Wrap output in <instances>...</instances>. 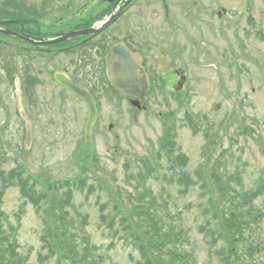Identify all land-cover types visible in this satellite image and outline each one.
Masks as SVG:
<instances>
[{"label": "rangeland", "instance_id": "374dc122", "mask_svg": "<svg viewBox=\"0 0 264 264\" xmlns=\"http://www.w3.org/2000/svg\"><path fill=\"white\" fill-rule=\"evenodd\" d=\"M42 1L29 0L27 6L39 8ZM84 1L51 0L52 6L43 21L52 24L64 17L63 10L56 12L57 7L72 2L78 8ZM167 1L176 11L182 12L181 19L185 23L181 28H188L192 39L193 50L188 49L186 53V56L190 54L193 65L194 82L190 97L179 100L166 90L167 94L150 103L146 114L134 116L126 114L124 103L119 106L116 100H102L97 106L96 124L88 137L85 133L89 114L87 104L73 93L66 92L60 98L52 96L62 91L46 79L50 71L43 70L45 75L41 78V85L35 88L36 105L31 107L21 89L17 88L21 85L25 59L14 57L13 64L18 72L15 85L10 83L0 60V151L4 154V158H0V174H8L19 166L25 176L33 180L39 177H49L53 181L90 177L89 183L94 186L96 194L87 199V194L75 193L70 214L74 222L79 216L86 217V234L100 250L104 264H139L142 260L139 251L127 242L112 240L107 230L100 227L99 203L108 201L106 195L113 199L121 195L126 207L127 194L137 195L127 183L126 166L131 163L135 167L143 160L147 161L152 151L160 149V142L166 138L161 114L175 111L179 125L175 154L161 152L160 159L154 163L159 171L157 177L169 173L175 155L181 153L188 164L178 169L195 177L201 172L214 203L221 207L223 194L213 174L214 162L222 157L225 165L221 169L226 174L236 176L240 172L239 193L250 191L254 181L264 174V0ZM194 1H199L204 8V11L196 10L200 17L192 16L195 14ZM140 11L144 14L145 28L160 29V34L170 28L163 23L158 0H144ZM211 11L221 14L220 18L215 15L214 19L208 20L213 23V31L217 32L218 40L215 41L214 37L213 43L206 34L208 26L204 17ZM65 19L72 20L70 17ZM10 20L6 27L16 28L17 25ZM182 48L184 43L177 46V51ZM154 60H158L157 50ZM61 63L65 65L67 61L63 59L58 65L62 66ZM159 64L157 62L155 66L161 70ZM201 66L206 67L201 69ZM187 114L189 118H195L200 128L196 133L186 121ZM207 136L214 138L208 161L203 156L209 143ZM87 155L90 156V171L84 174ZM94 157L100 165L98 171L92 167ZM159 163L162 167L157 166ZM205 182L192 187L185 197H180L177 186L166 187L163 181L156 180L148 183L154 197L165 190L164 197L168 202L165 213L173 216L176 220L173 224L183 229L186 236L184 248L194 241L187 249L196 252L198 264L208 259L210 250L201 232L204 218L199 211L203 193L200 186ZM2 204V212L10 226L17 229L18 251L29 255V264H40V256L47 253L41 240L44 224L40 214L32 204H25L18 187L5 191ZM254 206L264 217V196L255 199ZM262 227L264 230V224ZM45 264L59 263L55 258Z\"/></svg>", "mask_w": 264, "mask_h": 264}, {"label": "flooded vegetation", "instance_id": "af4514ba", "mask_svg": "<svg viewBox=\"0 0 264 264\" xmlns=\"http://www.w3.org/2000/svg\"><path fill=\"white\" fill-rule=\"evenodd\" d=\"M50 1L43 0L39 8L29 6L25 23L19 22L17 18L10 20L13 25H17L10 30L28 40L25 42L11 38V48L13 60L18 48L23 49L25 61L22 74H25V78L21 85L24 86V98L29 106L36 105L38 96L35 88L41 85V78L45 75L43 70L50 71L46 79L62 91L52 94L55 98H60L66 92L72 93L61 83L67 81L88 93L96 107L100 106L102 100H116L119 106L124 103L126 114L132 116L146 114L150 103L157 102L159 96L167 94L166 90L171 97L179 100L190 97L194 82L193 65L190 54L186 56V53L188 49L191 52L193 50L192 39L188 28H181L185 23L181 19L182 12L176 11L167 0H158L163 23L170 26L163 34L159 33L160 29L145 28L144 14L140 11L144 0H85L78 8L68 2V6L63 4L57 7L56 12L63 10L62 15L72 20L60 17L48 25L43 20L52 6ZM192 5L195 9L192 16L200 17L201 14L196 13V10L204 11L203 6L199 1L192 2ZM215 15L221 17L220 13L214 11L204 15L208 26L205 30L211 37V43L217 32L212 29V21L210 24L208 20L214 19ZM32 17L38 18L36 23ZM70 34L73 37L68 40L49 43ZM181 43H184V48L177 51ZM118 46L124 49L126 58L111 60L110 64V52ZM156 50L158 60H154ZM63 59L67 64L61 63L62 66H59L58 62ZM157 62L161 70L155 66ZM12 69L17 80L18 72L14 64ZM114 83H123L124 93L118 91ZM165 115L161 114L160 117ZM263 220V213L256 209L253 201L243 219L233 222L231 237L217 235L211 245L204 240L210 250L203 264H264ZM191 242L194 244V241ZM184 243L174 249L176 258L173 264H198L196 252L184 248Z\"/></svg>", "mask_w": 264, "mask_h": 264}, {"label": "trees", "instance_id": "16d2710c", "mask_svg": "<svg viewBox=\"0 0 264 264\" xmlns=\"http://www.w3.org/2000/svg\"><path fill=\"white\" fill-rule=\"evenodd\" d=\"M28 2L29 0H0V20L2 18L8 20L14 16L24 18L25 13L28 12ZM11 43L10 38L0 35L2 69L5 70L13 85L15 77L12 69ZM175 115L176 113L167 115L164 119V137L166 138L160 142V149L152 151L147 161L143 160L135 167L131 163L126 166L127 183L137 194L136 196L127 194L125 197V204L127 206L129 204L130 207H124V199L121 195L114 199L106 195L108 201L104 204L99 203L101 207L100 227L107 230L112 240L118 239L123 244L127 242V245L139 251L142 258L139 264H173L176 258L174 249L179 244V240L186 237L183 229L173 224L176 222L175 218L165 213L168 206L164 197L165 190L159 196L154 197L148 183L156 180L163 181L166 187L177 186L180 188V197H185L192 187L205 182L201 172L195 177L178 169L188 164V160L181 153L175 155L169 173L157 177L159 171L154 163L156 164L157 159H160V153L175 154L177 148L176 135L179 121ZM186 116L190 128L195 133L199 131L200 128L195 123V118H189L188 114ZM206 134L208 135V131ZM208 138L209 143L203 154L207 161L211 158V147L214 142V138ZM0 158H4L2 151H0ZM221 159L213 163L212 169L220 187L219 191L223 194L220 205L222 208L214 203L212 192L207 189L206 182L205 185L200 186L203 193L199 211L204 218L201 229L203 235L209 239L217 235L231 237L233 222L243 219L249 210L245 207H249L255 199L264 196V174L254 181L250 191L239 193L238 184L242 183L240 172L236 176L226 174L221 169L225 165ZM85 162L84 174L89 170V155ZM93 162V169L98 171L100 165L95 157ZM157 166L162 167L161 164ZM222 171L223 174L220 173ZM90 180V177L60 181H53L49 177H39L38 180H33L25 176L19 166L8 174H0V264H29V255H23L18 251L17 229L10 226L7 217L2 212L5 191L11 187L19 188L25 204L27 202L32 204L43 221L41 240L43 249L47 253L40 256V264H45L55 258L59 264H104L100 250L92 244L90 236L86 234L85 228L88 225L86 217L79 216L74 222L70 214L75 193L87 194V199L96 194L94 186L89 183Z\"/></svg>", "mask_w": 264, "mask_h": 264}, {"label": "water", "instance_id": "95a60500", "mask_svg": "<svg viewBox=\"0 0 264 264\" xmlns=\"http://www.w3.org/2000/svg\"><path fill=\"white\" fill-rule=\"evenodd\" d=\"M3 24L1 23L0 24V33L4 34V35H7V36H10V37H18V38H21L22 40L24 41H28L26 38L24 37H21L19 35H17L16 33H13L9 30H4V29H1V26ZM73 35L70 34V35H64L62 36L60 39L58 40H54L52 42H49V43H59V42H62V41H65V40H68L70 38H72ZM41 44V43H40ZM43 45V44H42ZM109 58H110V64H111V60H115L117 58H120L122 60H124V58H126V56L124 55V49L121 47V46H118L114 49H112V51L110 52V55H109ZM62 85L67 88L68 90H70L73 94H75L78 98H80L81 100L85 101L87 104H88V107H89V116H88V120H87V123H86V128H85V133H86V136H90L91 132H92V128L96 122V108H95V105L92 101V99L90 98V96L84 92L83 90H81L80 88L76 87L75 85H73L71 82H61ZM113 86L120 92L124 93V84L121 83V84H116L114 83ZM123 86V87H122ZM25 119V118H24ZM28 126V125H27ZM30 140V132L28 131V134H27V141Z\"/></svg>", "mask_w": 264, "mask_h": 264}]
</instances>
